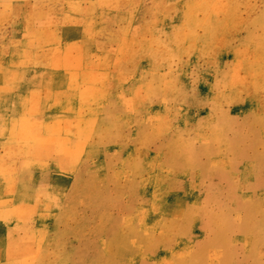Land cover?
Here are the masks:
<instances>
[{"label":"rangeland","instance_id":"obj_1","mask_svg":"<svg viewBox=\"0 0 264 264\" xmlns=\"http://www.w3.org/2000/svg\"><path fill=\"white\" fill-rule=\"evenodd\" d=\"M0 264H264V0H0Z\"/></svg>","mask_w":264,"mask_h":264}]
</instances>
